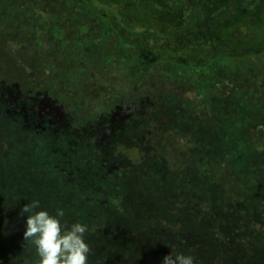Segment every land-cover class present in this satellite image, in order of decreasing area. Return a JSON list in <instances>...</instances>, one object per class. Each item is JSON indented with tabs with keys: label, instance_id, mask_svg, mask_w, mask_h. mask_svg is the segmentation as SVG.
Instances as JSON below:
<instances>
[{
	"label": "rangeland",
	"instance_id": "obj_1",
	"mask_svg": "<svg viewBox=\"0 0 264 264\" xmlns=\"http://www.w3.org/2000/svg\"><path fill=\"white\" fill-rule=\"evenodd\" d=\"M115 45L84 0H0V260L37 264L21 208L38 201L35 211L63 209L62 224L87 227L88 264L103 260L96 246L112 248L96 237L110 216L152 237L150 226L163 224L213 255L237 250V264L257 255L264 264V215L253 199L264 185V74L246 61L243 86L229 87L238 96L208 109L173 88L159 92L156 64L136 77V54ZM163 237L150 251H124L129 264H162V248L197 256Z\"/></svg>",
	"mask_w": 264,
	"mask_h": 264
},
{
	"label": "flooded vegetation",
	"instance_id": "obj_2",
	"mask_svg": "<svg viewBox=\"0 0 264 264\" xmlns=\"http://www.w3.org/2000/svg\"><path fill=\"white\" fill-rule=\"evenodd\" d=\"M84 1L110 26L115 47L136 54V77L156 64L163 94L173 88L212 109L227 93L238 96L229 87L243 86L246 61L255 75L264 74V0Z\"/></svg>",
	"mask_w": 264,
	"mask_h": 264
},
{
	"label": "trees",
	"instance_id": "obj_3",
	"mask_svg": "<svg viewBox=\"0 0 264 264\" xmlns=\"http://www.w3.org/2000/svg\"><path fill=\"white\" fill-rule=\"evenodd\" d=\"M93 139V136L90 137ZM87 139L83 141L85 143L87 148H91L92 140ZM79 142V141H78ZM87 154V153H86ZM88 158L96 161V153L93 151L90 156H87ZM257 199L260 202V206L257 208L258 211L263 212L264 215V185H262V188L259 189L253 196V199ZM256 213V212H255ZM254 213V214H255ZM132 219V218H131ZM3 224V220H0V226ZM136 228L138 226L135 225ZM153 228H156V234L154 237L150 235L149 232H146V228L143 227V224H141V227L138 230L131 231L130 225L122 226L117 221V218L114 216H110L108 220L99 226V228H96V237H99L101 239H106L109 243V245L112 246L109 252H101V249L105 247L104 244L101 245V247H97L94 249V253H96V262L101 260L100 264H113V263H119V264H129V257L124 253V251H128L130 248H134L136 251H150V248L152 247H160V241L158 240V237L165 239H171V246L173 244H176L177 242L180 244L181 249L180 250H187L190 249L193 251V253L197 254V256L194 259V264H237L240 263V260H233V258H236L238 254L237 250H234L233 252H230L226 255H213L207 248L205 242H197L193 243V239L190 238V235H183L182 238L177 237V232L175 229L167 228L165 225L161 224L158 226H150ZM126 230H125V229ZM105 235V236H104ZM163 240V239H162ZM192 240L193 247H188L190 241ZM177 243V244H178ZM172 251L166 250L162 248V251H165L161 254H171ZM236 247L235 249H237ZM114 249V252L112 253V250ZM187 256H190L187 254ZM12 258H5L1 259V264H21L24 262V259L21 258L13 259ZM261 256H253L251 259V262L248 264H259L260 261H262ZM238 259V258H237ZM144 261H141L139 257H137V263L136 264H144Z\"/></svg>",
	"mask_w": 264,
	"mask_h": 264
},
{
	"label": "clouds",
	"instance_id": "obj_4",
	"mask_svg": "<svg viewBox=\"0 0 264 264\" xmlns=\"http://www.w3.org/2000/svg\"><path fill=\"white\" fill-rule=\"evenodd\" d=\"M38 201H32L21 208L27 213L23 233L25 241H31L39 257L37 264H88L90 248L84 240L87 227L80 223L66 226L59 218L63 209H57L52 216L47 211H35ZM162 264H194V258L184 254H171L163 258Z\"/></svg>",
	"mask_w": 264,
	"mask_h": 264
}]
</instances>
